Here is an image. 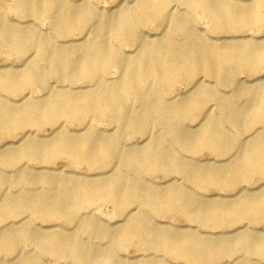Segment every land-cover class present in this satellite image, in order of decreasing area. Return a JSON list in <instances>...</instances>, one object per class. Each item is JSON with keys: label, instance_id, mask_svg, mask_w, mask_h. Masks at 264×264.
Here are the masks:
<instances>
[{"label": "bare ground", "instance_id": "obj_1", "mask_svg": "<svg viewBox=\"0 0 264 264\" xmlns=\"http://www.w3.org/2000/svg\"><path fill=\"white\" fill-rule=\"evenodd\" d=\"M96 1L70 6L64 0H19L21 16L31 17L33 21L46 17L53 19L55 34L48 38H43L33 27L0 28V46L3 44L9 50L21 53L31 52L20 69L12 67L0 74V130L10 135L19 127H27L31 130L30 135L42 124H52L59 132L56 139H45L41 143L27 138L16 154L6 150L0 157V214L14 217L27 212L28 217L39 216L48 221L57 218L80 220L88 233L102 237L107 231L87 218L90 207L105 199L115 204L116 211L127 223L117 235L110 232L118 237L110 246L98 247L92 242H82L74 231L63 236L54 231L40 234L41 231L35 232L27 223L19 230L8 228L2 234L3 240L10 250L26 241L58 259H74L82 264H124L118 260L113 247L131 241L158 249L169 258H184L190 264H223V256H234L238 249L251 253L256 261L248 262L238 254L234 258L237 264H264V236L256 227L249 226L238 233L242 229L238 226L229 232L232 237L219 241L206 238V232H202L204 235L162 230L154 222L155 215L160 212L180 210L188 219L203 225L215 223L235 227L233 221L239 215L249 220L264 216V187H255L254 191L260 194L252 197L243 193L246 188L242 186L234 195L235 199L221 204L219 202L224 201H218L217 197L198 199L184 191L181 183L158 188L146 182L147 174L159 170L167 176V182L175 179L169 177L181 175L191 182L238 188L241 182L264 171V85L240 91L246 98L244 106L234 105L229 98L219 96L210 85H205L201 95L186 100L177 101L172 95L174 84L181 76L194 85L202 77L225 82L243 67L251 77L256 76L259 67L264 66V37L255 43L234 39H240L244 29L252 30L248 27L264 30V0H134L114 17L105 16L95 8ZM124 1L119 0L115 7L119 8ZM196 11L202 12L212 23L213 31L231 33L232 36L212 38L200 33L193 26L192 17ZM161 16L168 18L163 29L170 26L171 31L161 32V28L158 35L145 33V26ZM95 17L99 19L95 26V41L79 46L77 51L68 50L63 42L58 43L59 38L65 37L66 30L74 28L85 32ZM107 27L117 41L138 48L135 57L123 55L108 44L102 36ZM112 67H118L120 72L116 82L107 77ZM230 67L233 68L228 69ZM73 71H77L87 86H73L76 85L72 80ZM52 78L57 80L51 81ZM16 81L21 83V93L25 94L27 90L30 94V88L41 91L43 100L40 103L25 102L24 95L20 98L22 105L14 106L5 94L10 92V86L17 87ZM206 99L218 102V115H211V107L204 103ZM152 116L161 126L159 133L151 134L149 130ZM62 117L63 120L81 121L84 125L81 131L86 134L70 141L66 132L60 129L63 121L59 118ZM106 117L110 125L118 126L112 134L100 133L94 127L96 121ZM187 117L204 121L195 140H191L183 126ZM220 119L240 131V137L231 135ZM245 133L249 136L241 140ZM137 134L144 138L140 144L131 141ZM170 139L181 151L207 149L221 155L229 154V142L235 140L237 152L232 155L230 164L213 168L195 166L185 155L179 154V150L166 146L165 142ZM123 141H128L126 146ZM14 154L20 158V167L12 184L29 183L34 186L33 190L15 193L1 190L5 183L11 184L12 177L5 175L4 168L15 163ZM59 156L101 164L104 169L110 167L111 176L91 184L77 175L66 179L60 175L54 178L45 174L32 176L22 168L25 159L47 164ZM45 184L50 189L41 192V186ZM127 202H138L142 210L138 213L125 211ZM83 209L86 211H81ZM169 263L148 257L137 264ZM13 264L43 263L22 258Z\"/></svg>", "mask_w": 264, "mask_h": 264}, {"label": "rangeland", "instance_id": "obj_2", "mask_svg": "<svg viewBox=\"0 0 264 264\" xmlns=\"http://www.w3.org/2000/svg\"><path fill=\"white\" fill-rule=\"evenodd\" d=\"M18 1L19 0H0V21L1 29H10L8 26H25V27H33L39 33L43 35V38H48L54 36L55 27L53 24L52 18H41L38 21H33L31 17H24L20 15V11H18ZM68 5L76 4V6H82L89 0H64ZM119 0H98L95 2L94 6L98 10H101L105 16L114 17L122 8L126 7L128 4L132 5L134 0H125L120 4V7L116 8L115 5ZM247 1V0H244ZM71 6V5H70ZM98 17L92 18L90 24H88L85 32L78 29H69L65 32V37L59 38V42L65 43L66 48L70 51H77L78 47L81 45L89 44L96 40L95 34V26L98 24ZM193 26L200 33L203 32L205 36H222L228 35L232 36L231 33L225 34L221 32L213 31L211 26L212 23L208 21V19L202 14L200 11H196L192 17ZM168 23V18L166 16H161L152 22L148 23L145 26V33L148 34H160L162 31L168 33L171 31L172 27L168 26L163 29V25ZM26 24L33 26H26ZM162 28V30H161ZM250 29H244L240 32V39L236 38L234 41L246 42L251 41V43H255L260 41L261 38L264 37V30L258 29L255 27H248ZM161 30V32H160ZM113 32L108 27L102 33L103 38L108 42V44L116 51L121 52L123 55L130 54L135 57L137 53V49L134 46H131L126 43H121L117 41L113 37ZM56 38V37H55ZM57 41V39H56ZM220 43V42H219ZM30 50L25 51L24 53L17 52L14 50H9V47L1 44L0 46V74L5 73V70L12 67L16 70L20 69L24 63L26 57L31 55ZM27 52V53H26ZM245 66V65H242ZM230 67L228 69H231ZM72 80L76 82L73 86L85 87L87 86L86 81L79 77L77 71H73ZM113 82H116L120 77V72L118 67L110 68L107 76ZM257 77V78H256ZM57 80L56 78H52L51 81ZM188 79L184 76L177 78L173 90L172 95L175 100H186L195 95H201L204 91L203 89L206 87L205 85H210L211 90L217 91L219 96L223 98H229L234 105H245L246 98L244 94H240V91H243L250 87H256L259 85H264V66L259 67L258 73L256 76L251 77L250 72L247 68L243 67L239 70L235 76L233 74L232 79H228L225 82H218L215 80H210L208 78L202 77L199 80V83L196 85L187 81ZM16 86H10V92L5 94V98L10 102L14 103L13 105L18 107L22 105L23 101H21V97L26 95V101H33L40 103L43 99L44 93L41 91L31 90L30 94H27V90L25 94L21 93L19 90L20 82L16 81L14 83ZM264 97V96H263ZM206 106L211 107V115H218L217 105L218 102L213 99L204 100ZM48 108L45 107V110ZM63 121L61 125V130L65 131L68 135L70 141H75L81 137H83L86 133L82 132L84 125L81 121L75 119H65L59 118ZM152 124L149 128L151 134L161 132V126L158 122L154 120V116H152ZM223 122V126L227 129L231 135L240 137V131H238L234 126L228 124L225 120L220 119ZM95 121V120H93ZM204 124L202 120H196L192 118H185L183 122V126L189 132L191 140H195L199 129ZM114 125V124H112ZM110 125L109 119L103 118L100 121H96V127L100 133L104 134H112L118 129V126ZM52 124H42L40 129H37L36 132L28 135L31 130L27 127H19L15 131H13L10 135L4 134L0 130V157L3 156L6 150H11L16 154L18 148L21 147L23 142L26 141L27 138H33V141H39L40 143L46 140H53L59 136V132H56L53 128ZM116 129L113 131V129ZM259 127V125H258ZM101 130L105 131L102 132ZM253 131V130H252ZM27 135V136H26ZM249 136L248 133L242 135L241 140H246ZM135 141L136 144H140L144 141V138L141 137L140 134L135 135L131 141ZM234 141L229 142L231 145V150L227 155H221L216 151H211L207 149H201L196 151H181L179 148L174 147V142L170 139L169 142H165L166 146H170L174 148L175 151L179 150V154L185 155L187 157V161L191 164L196 165H205L207 167H221L222 165H226V163L230 164L232 162V155L237 152V147L234 145ZM124 145L128 143V141H123ZM137 146V145H136ZM14 156V164L6 169L5 175H9L12 178L9 183L4 184L1 190L11 191V193H15L18 190L22 191L24 189L33 190L34 186L29 183L25 184H12L15 182L16 177L18 175V166L20 165V158L18 156ZM12 156V157H13ZM23 160V159H22ZM27 161V162H25ZM24 165L22 168L25 169V172H29L32 176H37L40 174H45L50 178H54L58 175L66 179L68 176L77 175L82 179H86L90 181L91 184H95V180H104L111 176L112 169L108 167L107 169L102 168L101 164H89L84 161H74L66 156H59L54 158L52 161L47 164L37 161V160H23ZM22 163V162H21ZM195 165V166H196ZM20 167V166H19ZM47 168V169H44ZM112 178V177H111ZM169 178H175L167 182V176L162 171H153L150 174L146 175V182L151 184L152 186H157L158 188H165L170 183H181L184 191L190 192L193 196L198 199H202L203 197H217L218 201L221 204L228 203L235 199V194L239 191V188L244 186L246 188L243 190V193H247L252 197L259 196L260 192L254 191V188L257 186L264 187V171H259L255 173L251 178L241 182L238 188L233 186H218L214 183H205V182H191L184 179L181 175H175ZM93 179V180H92ZM260 188V187H259ZM50 187L48 184L41 186V192H45L49 190ZM90 214H88L87 220L93 221L97 223L100 227L104 228L107 231V234L104 236L93 235L86 231V227L84 226V222L78 221H67L61 218L53 219L52 221H48V219L39 217V216H27V212H22L16 214V216L7 217L6 215L0 214V263L1 264H13L19 259H27L28 261H37L42 262L43 264H82L81 262L74 259H58L54 255L46 252L44 249L39 247L36 244L22 241L19 243L15 250H10L11 248L5 243L2 237L3 232H5L8 228L12 229H21L23 223L31 224L32 229L37 232L41 231L40 234H50L51 232H61V236L66 233L74 231L79 239L82 242H92L98 247L107 245L110 246L114 244L118 237L116 236L118 232L126 225L127 221L124 217L121 216L116 211L115 204L109 200H100L96 204L90 207ZM125 211H132L134 213H138L142 210L141 205L138 202L130 203L127 202L124 206ZM86 211V210H81ZM134 216V215H132ZM155 225L162 230H174L182 233H201L206 232V238L210 240H219L223 241L229 237H232L231 233H229L232 229L236 227H242L238 233L244 232L246 227L252 226V228H258L263 233L264 236V216L263 217H255V220H249L241 215L237 216L233 221L235 223V227H231L228 225L220 226L215 223H210L208 225H203L196 221H192L188 219L182 211L174 210L168 212H160L155 215ZM88 223V222H87ZM52 226V227H49ZM244 226V227H243ZM201 231V232H200ZM110 232H114L116 235L111 234ZM223 232V233H221ZM205 235V234H204ZM2 247V248H1ZM113 250L117 253V258L120 262L137 264L139 262L147 260L148 257H156L163 259L165 262H171L169 264H190L184 258H173L170 257L158 249H153L152 247H142L136 241L126 242L120 244V246H114ZM241 254L243 258L248 259V262H255L256 257L251 253H246L243 249H238L234 256H223V260L221 263L223 264H237L234 260L235 255ZM214 260V259H213ZM241 260V259H240ZM242 261V260H241ZM235 262V263H234ZM264 262V260H263Z\"/></svg>", "mask_w": 264, "mask_h": 264}]
</instances>
